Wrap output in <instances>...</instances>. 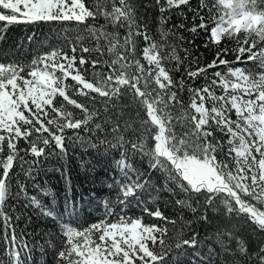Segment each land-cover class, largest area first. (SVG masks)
<instances>
[{
    "label": "snow or ice",
    "instance_id": "6c2138e0",
    "mask_svg": "<svg viewBox=\"0 0 264 264\" xmlns=\"http://www.w3.org/2000/svg\"><path fill=\"white\" fill-rule=\"evenodd\" d=\"M156 4L160 5L163 22L167 19L163 15L166 8L187 5L189 0H164L163 4L161 0H156ZM100 16L104 17L107 24L128 29L122 42L119 34L108 32L106 26L86 23L89 18L95 20ZM36 21L77 22L84 25L83 31L95 41V46H85L83 41L86 37L78 32L75 43L66 42L71 55L64 49H54L35 58L27 66L0 63V224L4 238L10 245V264H22L21 250L25 256L30 252L23 239L18 241L12 217L2 210L8 191L7 181L14 164L18 161L22 170L23 165L28 164L30 169L50 149L63 154L65 129H80L92 119L88 109L68 95L64 81L69 78L81 86L77 89L80 95L98 93L107 98L106 103L113 97L131 94L150 118L144 121L149 126L147 130L156 129L151 133L155 140L154 148L146 152L151 158L152 167L167 171L170 179L182 178L187 183L178 180L180 190L202 196L205 205H213L216 197L223 194L221 202L227 215H242L264 231V75L257 79L245 75L240 68L228 67L227 74L216 71L214 76L218 80L210 84L200 88L189 86L190 102L183 117L188 122V131L183 137H177L172 131V116L167 109L173 102L181 104L182 101L177 91L171 90L176 82L170 75L172 69L166 68L164 63L176 61L175 70L179 71L183 61L176 48L167 45V30L161 33L162 42L143 34L144 40L148 41L147 47L143 49L144 59L152 66L146 70L134 55V37L137 32L134 31V11L129 0H93L91 8L85 5L84 0H0V22L5 25ZM199 27L207 30L203 22ZM196 30V26L190 29L192 32ZM209 35L212 42L219 43L222 29L214 26ZM165 46L171 50L163 51ZM105 47L114 56L110 62L100 59ZM244 51V48L239 49V53ZM248 51L251 52V49ZM85 53L94 58L89 59ZM220 57L221 53L218 52L217 59L211 64L194 71L185 67V72L189 78L195 79L206 74L209 68L227 66L229 61ZM85 64L93 68L106 64L109 71L93 73L95 82H91L84 75L86 70L82 66ZM25 67L28 69L27 76H22L20 73L25 71ZM57 72L60 75H56ZM227 75L234 77L235 81L228 79ZM150 83L157 87L149 90ZM217 83L224 90L223 95L217 96L212 90ZM178 84L179 89L183 90L184 79L181 78ZM253 94L255 99L251 98ZM245 95L249 98L244 99ZM56 96L81 109L86 114L85 118L73 119V114L65 111L62 106H53ZM206 99L212 103L211 108L205 106ZM232 110L236 113V120L228 115ZM49 112L56 118L49 119ZM213 126L229 136V154L235 153L234 170L229 169L224 161H217L216 153L220 144L215 140ZM100 127V124H96L97 129ZM112 131L119 135L117 127H113ZM20 140L27 144V148H18ZM132 146L144 151L143 143L139 146L134 143ZM29 155L33 158L31 161L25 159ZM118 163L124 167L123 159ZM146 183L141 182L137 175L136 180L121 184L119 189L124 199L120 202L126 203L127 198L133 196L136 189H144ZM18 191L27 196L24 184L19 186ZM29 199L37 203L34 197ZM176 203L189 207L193 213L197 211L185 200ZM143 211L149 216L175 224L158 208L153 211L144 207ZM199 218L207 220L203 214ZM166 232V227L143 224L140 217H120L117 222L101 220L79 231L66 226L67 246L58 252V264H168L167 257L174 249L182 250L185 246L195 248L198 243L196 234L184 239L182 233H177L175 244L168 245L164 240ZM93 233L97 234L95 240L92 239ZM76 237L80 239L76 240ZM157 244L159 247H156ZM238 251L242 256L247 255L242 242L238 245ZM73 254L76 259L71 258ZM255 256V264H264V246L259 248ZM205 259L211 264L210 256Z\"/></svg>",
    "mask_w": 264,
    "mask_h": 264
},
{
    "label": "trees",
    "instance_id": "16d2710c",
    "mask_svg": "<svg viewBox=\"0 0 264 264\" xmlns=\"http://www.w3.org/2000/svg\"><path fill=\"white\" fill-rule=\"evenodd\" d=\"M84 3L91 8L93 0H84ZM129 3L134 11V31L137 32L134 37V55L145 69L152 66L144 59L143 49L147 47L148 41L144 40L143 34L149 35L154 41L162 42L161 33L167 30V45L175 47L183 61L179 71L175 70L176 61L164 63L166 68L172 69L170 75L176 82L171 90L177 91L178 98L182 101L181 104L173 102L167 109L172 116V131L177 137H183L188 131V122L183 117L190 102L189 86L200 88L210 84L211 81L218 80L214 76L216 71L227 74L228 67L240 68L245 75L257 79L264 75V56L261 55L264 54L262 24L227 29L222 33L219 43L212 42L209 35L211 28L228 14V8L220 0H189L187 5L166 8L163 15L167 19L163 22L160 5L156 4V0H129ZM163 3L164 0H161V4ZM249 8L263 12L264 0H251ZM202 22L207 25V30L199 27ZM86 23L106 26L108 32L119 34L121 42L128 31L126 27L107 24L103 16L95 20L89 18ZM193 26L197 27L195 32L190 31ZM83 29L84 25L74 21H36L11 25L0 22V63L27 66L39 55L54 49H64L71 55L66 42L75 43L78 32L85 35V46H95V41ZM240 48L245 51L239 53ZM170 50L168 46L163 49ZM218 52L221 53V59L229 61L227 66L209 68L206 74L195 79L187 76L185 67L193 71L206 67L217 59ZM84 55L89 59L94 58L87 53ZM113 58L105 47L100 59L110 62ZM77 67H80L79 64ZM82 67L86 70V79L91 82H95L93 73L99 71L103 74L109 71L106 64L97 65L96 68L90 64ZM27 71L28 69L24 72ZM181 78L185 81L183 90L179 89L178 84ZM227 78L235 81L231 75H227ZM64 83L70 98L84 105L88 113L92 114V119L87 126L82 125L80 129H65L63 154L56 149H50L32 168L29 169L28 164H24L22 170L17 161L10 172L2 210L12 217L18 241L23 239L30 248L27 256L21 250L22 264H58V252L67 246L65 225L71 224L78 229H85L105 216L106 220L140 217L145 224L166 227L164 240L168 245L175 244L177 233H182L184 239L196 234V247L174 249L167 257L168 264H208L205 258L209 256L211 264H255V253L264 246V231L242 215H227L221 202L223 194L216 197L213 205H205L202 196L180 190L178 180L187 183L182 178L170 179L167 171L152 167L151 158L146 152L154 148L155 140L151 133L156 129L147 130L149 126L144 121L150 118L131 94L113 97L106 103L107 98L99 96L98 93L80 95L77 89L81 86L70 78ZM154 87H157L154 83L149 84V90ZM212 90L217 96L224 94L219 83ZM251 98H255V94ZM53 106H62L65 111L73 114V119H84L86 115L60 96L55 97ZM205 106L211 108L212 103L206 99ZM228 115L232 120L237 119L234 110ZM48 118L56 117L49 112ZM96 124L101 125L100 129L96 128ZM113 127H117L119 135L112 131ZM213 133L220 144L216 153L217 161H224L233 170L236 165L232 153L229 154V136L226 132L216 130L214 126ZM134 143L138 146L143 143L144 151L139 147L134 149ZM18 148H27V144L20 140ZM21 155L24 153L21 152ZM25 159L31 161L33 158L29 155ZM121 159L124 167L118 163ZM137 175L141 182H147L145 188L136 189L135 194L122 204L120 201L124 197L119 186L136 180ZM21 184L25 185L27 196L19 194L18 188ZM29 197H34L37 203H33ZM178 200L191 203L197 211L193 213L189 207L177 204ZM144 207L153 211L158 208L169 221H175V224L149 216L143 211ZM202 214L207 216L206 221L199 218ZM241 242L247 249V255L242 256L238 251ZM9 247L0 224L2 264H10ZM149 247L152 245L149 244Z\"/></svg>",
    "mask_w": 264,
    "mask_h": 264
},
{
    "label": "rangeland",
    "instance_id": "374dc122",
    "mask_svg": "<svg viewBox=\"0 0 264 264\" xmlns=\"http://www.w3.org/2000/svg\"><path fill=\"white\" fill-rule=\"evenodd\" d=\"M220 1H221V3L224 6H226L228 8V14L220 22H218L215 25V27L222 29V33L224 31H226L227 29H231V28H234V29L249 28V27H252V26L259 25V24L263 25L261 28H262V30H264V11L263 12H258V11H255V10H252L251 8H249L251 0H220ZM253 14H256V15L259 16L258 17L259 19L257 21H253L251 19L250 15H253ZM244 15H248L246 17L249 18L248 19L249 21H246ZM238 21H240V22H238ZM44 55L45 54L39 55L38 57L44 56ZM5 65H7V64H5ZM25 70H27V69H25ZM21 75L22 76H27V72H21ZM56 75H60V73L57 72ZM248 98L249 97L244 98V99H248ZM252 99H255V98H252ZM232 156L233 157L235 156L234 152L232 153ZM257 158L259 159L258 154H257ZM106 217L107 216L103 217L101 220H105V221H108V222H117L118 221V219H116V220H106ZM133 219H135V218H133ZM100 221H98L96 223H99ZM143 224H145V223H143ZM145 225H148V224H145ZM66 226L75 228L78 231L79 230H83V229H78V228L72 226L71 224H66L65 227ZM96 236H97V234L93 233L92 234V239L95 240ZM75 239L79 240L80 237H76ZM71 258L72 259H76L77 257L75 256V254H73V256Z\"/></svg>",
    "mask_w": 264,
    "mask_h": 264
},
{
    "label": "bare ground",
    "instance_id": "6f19581e",
    "mask_svg": "<svg viewBox=\"0 0 264 264\" xmlns=\"http://www.w3.org/2000/svg\"><path fill=\"white\" fill-rule=\"evenodd\" d=\"M246 16H248V15H244V17H245V19H246V21H249L248 19V17H246ZM251 16V19L253 20V21H257L259 18V16L258 15H256V14H253V15H250ZM237 20V19H236ZM242 20V19H241ZM238 22H240V21H238Z\"/></svg>",
    "mask_w": 264,
    "mask_h": 264
}]
</instances>
